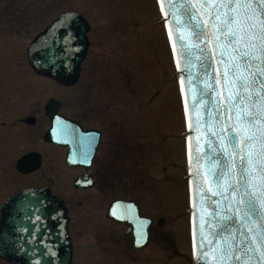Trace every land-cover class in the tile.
Listing matches in <instances>:
<instances>
[{
    "label": "snow or ice",
    "instance_id": "1",
    "mask_svg": "<svg viewBox=\"0 0 264 264\" xmlns=\"http://www.w3.org/2000/svg\"><path fill=\"white\" fill-rule=\"evenodd\" d=\"M157 3L170 42L176 34L190 186L195 182L192 264H264V0ZM73 20L65 15L61 27L69 30L44 41L52 63L79 51ZM56 123L66 129L59 117ZM30 212L35 237L44 217L38 207ZM147 223L139 222V239Z\"/></svg>",
    "mask_w": 264,
    "mask_h": 264
},
{
    "label": "flooded vegetation",
    "instance_id": "2",
    "mask_svg": "<svg viewBox=\"0 0 264 264\" xmlns=\"http://www.w3.org/2000/svg\"><path fill=\"white\" fill-rule=\"evenodd\" d=\"M122 1L124 3L128 2V0ZM153 1L159 16L156 0ZM30 5L33 6V10H31ZM63 7L64 5L61 0H52V2L46 5H44L43 0L32 4L29 3L27 14L22 16L23 19H21L23 29L30 31L32 27L36 26V24L38 25L44 18L49 16L50 12L63 10ZM66 7L68 10L61 13L51 24L67 13L81 15L90 25L91 30L88 35L90 39V35L94 32L93 22L106 23L107 11L110 9V4L109 0H71ZM29 10L32 12L29 13ZM7 17L20 19L17 16ZM104 33L106 31H102L100 35ZM164 39L170 57V64L173 66L165 34ZM91 46L87 58L90 54ZM16 54V51L7 48V51L1 54L2 59L6 61L3 62L4 65H9V67L16 65L18 68L26 66L28 72L35 75L29 64L27 48L24 52L25 65L20 61L14 62V59L18 57ZM85 62L82 64L80 78L74 87L65 88L51 82L60 89H76L81 85L83 80L82 75ZM108 63L109 59H106V112L95 108L97 103L94 98L90 99L88 103L86 101L80 102L82 97L79 95L83 96V93L77 92V95H73V103L76 101L75 110H73V114H68L66 112L68 108L72 110L73 107L67 106L69 105V98L67 96L62 98L60 97L61 95H57L54 91H52L48 98L41 91L40 93L38 91L31 94L30 84L27 82H22L18 85H0V208L9 198L25 190L48 189L59 200L63 201L67 208L69 218L68 232L73 245L72 264L76 260L78 239L87 238L86 241L88 239L92 241V236L96 233H100L106 238V245L108 244L111 247L109 252L113 247L121 258L127 255H136L139 261L150 260L152 264H155L154 262L157 260L159 252L158 246L160 244L164 245L166 242L164 239L165 233L160 231V229H163L166 221L160 218L159 214V180L157 175H153L152 173L148 175L149 170L147 171V169L146 172H142V163L145 155H147V151H145V147L143 146L141 128L128 126L127 121L124 120L125 116H121L119 121H115L108 114L111 104L114 105L117 102L126 106L123 97L114 91L111 93L110 86L113 83V79L118 74L124 76H121V78L126 84V78L131 79V74L126 72V67L125 69L124 67H120L119 64L116 65V62H113V60L110 62V66H108ZM37 79L50 81L41 77H37ZM128 83L135 84L132 81ZM58 88L54 90H58ZM52 101L60 105L58 111L60 116L74 122L76 125L78 124L84 132L98 131L101 133V142L90 171L87 172L81 168H69L66 164L68 149L46 141L47 133L53 125L49 116V112L51 111L47 110L49 102ZM101 113L103 120L100 124L102 126L99 125V122H95L97 125H94L93 121L97 117H100ZM105 143L106 169L98 171L96 166L100 163V165L103 164L101 155ZM150 147L156 150L157 145L151 144ZM25 160L32 167L35 165H39L40 167L34 172L24 173L21 170L22 168L20 169V166ZM63 163H65L69 172H74V175H70L65 179L62 173ZM86 175H89L92 179V188L76 189L75 182L80 177ZM68 179L70 180V185L67 183ZM115 201L134 202L136 204L134 207L127 208L129 210L128 214H131L128 217L129 220H136V212L140 221H148L145 225L147 235L144 239L145 241L147 240V245L144 248L139 250L129 249L126 240L129 227L126 224H119L112 219V216L115 218L117 214H112V216L108 214L111 203ZM125 212L126 208H122L118 216L121 218L126 217ZM75 229L82 230V232H77ZM138 239L134 242H137ZM142 240L139 239V243L142 244ZM131 245L134 246L132 243ZM172 248L174 249V247ZM173 249H168L169 252L173 253L168 256L166 264H170L175 258L182 256ZM148 251L150 253L144 257L139 256Z\"/></svg>",
    "mask_w": 264,
    "mask_h": 264
},
{
    "label": "rangeland",
    "instance_id": "3",
    "mask_svg": "<svg viewBox=\"0 0 264 264\" xmlns=\"http://www.w3.org/2000/svg\"><path fill=\"white\" fill-rule=\"evenodd\" d=\"M39 0H0V85H18L22 82L30 84V93H45L47 98L52 91L60 97H68V114H73L76 101L73 95H79L81 101L96 100V109L106 112V59L116 62L120 67H126L131 79L123 82V75H116L111 84V93L116 92L124 98V104H111L108 114L115 121L125 116L128 126L141 128L143 146L147 155L142 163V172L148 171L158 176V200L160 218L165 225L160 231L165 233V244H160L155 264H166L173 249L180 257L170 264H192V252L189 241V206L187 191V160H186V125L183 114L182 100L176 80V71L170 64V57L164 39L160 18L156 12L153 0H109L110 9L107 11L106 23L93 22L94 32L90 35L91 50L84 64L81 85L76 90L60 89L51 81L37 79L29 73L27 67L4 65L2 55L11 48L18 56L14 62L20 61L25 65V49L33 39L51 24L71 0H61L63 10L50 12L38 25L30 31L23 29L22 16L27 14L29 3ZM44 5L52 0H43ZM31 10L33 6L30 5ZM29 10V13L32 11ZM17 16L20 19L8 18ZM9 20H8V19ZM7 30V32H5ZM25 30V31H24ZM102 31H106L100 35ZM119 53H118V52ZM112 58V60H111ZM9 61V60H8ZM125 68V69H126ZM121 78V79H120ZM135 84H129L128 82ZM91 82V83H90ZM88 83V84H87ZM124 83V84H123ZM92 87V89H90ZM58 90H54L57 89ZM57 91V92H55ZM72 95V97H71ZM119 105V106H118ZM135 110H137L135 112ZM73 111V112H72ZM110 118V119H111ZM102 113L93 121L102 122ZM106 120V117H105ZM118 144V143H117ZM157 145L156 150L150 147ZM119 146V144H118ZM102 165L97 170L106 169V143L101 155ZM105 161V164H104ZM65 179L74 172H69L65 163L62 166ZM62 176V177H63ZM70 185V180L67 181ZM82 232V230H77ZM84 236V235H83ZM79 238L77 255L74 264H152L151 261H139L136 255L122 257L106 245V238L100 233L92 236V241ZM161 240V239H160ZM150 253L144 252L139 256ZM0 264H7L0 261Z\"/></svg>",
    "mask_w": 264,
    "mask_h": 264
},
{
    "label": "water",
    "instance_id": "4",
    "mask_svg": "<svg viewBox=\"0 0 264 264\" xmlns=\"http://www.w3.org/2000/svg\"><path fill=\"white\" fill-rule=\"evenodd\" d=\"M71 14L74 17L70 25V30L75 36L73 47L79 49L71 56H59L55 63L51 62V52L45 47L44 41L51 42L52 33L55 32L57 37L69 30V26L61 27L63 17ZM62 15L41 35L35 38L27 50L28 59L31 68L41 77L53 80L64 87H74L81 74L82 64L87 58L90 48V41L87 37L90 32V26L87 21L80 15L67 13ZM184 35V33H180ZM176 34L171 41L172 47L176 43ZM59 53V46H56ZM176 64V61H175ZM60 105L55 102H49L47 110L52 120V128L47 133L46 141L56 144L60 147L68 148L67 164L70 168H82L87 172L92 167V162L96 156L98 147L101 142V133L98 131L84 132L80 126L72 121L65 119L58 114ZM59 117L66 125L65 130H61L56 120ZM206 138V137H205ZM91 141V144H89ZM188 146V169H189V151ZM203 142L201 148L203 149ZM88 153L89 163L83 162L82 153ZM40 166L32 167L29 162L23 161L20 169L24 173H30L37 170ZM91 181V183H89ZM76 189H90L93 186L92 179L89 175L80 177L75 182ZM195 182L190 186L191 195V219H192V237L195 226V216L193 213V194ZM134 202L116 201L111 203L108 214H117L112 219L119 224H126L129 227L126 240L131 250H139L145 247L144 244L134 242L138 239L140 221L137 213L136 222L129 220L128 207H134ZM38 207L40 214L44 217V223L40 225L39 233L33 237L34 225L30 222V209ZM121 208H126V217H120ZM69 218L67 208L63 201L53 195L48 189H28L16 194L0 208V260L8 264H72L73 246L68 233ZM27 229L25 232L23 229ZM145 231V230H144ZM146 235L147 232L145 231ZM144 241V240H142ZM131 243L134 245L132 246Z\"/></svg>",
    "mask_w": 264,
    "mask_h": 264
}]
</instances>
